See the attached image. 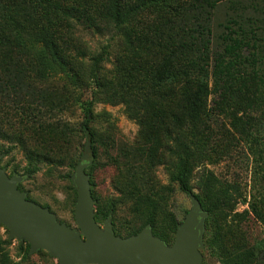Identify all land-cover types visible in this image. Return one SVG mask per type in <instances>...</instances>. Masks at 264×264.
Segmentation results:
<instances>
[{"label":"trees","instance_id":"1","mask_svg":"<svg viewBox=\"0 0 264 264\" xmlns=\"http://www.w3.org/2000/svg\"><path fill=\"white\" fill-rule=\"evenodd\" d=\"M219 5L226 32L211 50L210 19ZM182 10L196 14L182 18ZM80 31L113 40V60L109 46L91 49ZM62 94L64 103L57 98ZM83 94L89 99L81 136L93 156L108 138L88 124H97L94 101L122 105L140 125L142 115L151 114L167 139L169 182L183 193H192L196 167L221 162L232 142L243 145L251 165L247 189L205 168L198 173L193 194L207 212L202 264H264V0H0V137L12 144L3 153L18 148L27 174L65 163L75 168L77 134L55 116ZM208 100L228 121L220 143L208 125ZM120 186L138 224L122 237L149 224L171 244L178 220L164 192ZM91 196L96 223L111 212L120 236L113 199L99 203ZM239 203L247 208L236 212ZM251 218L263 228L259 239L247 227ZM9 244L0 236V264H19Z\"/></svg>","mask_w":264,"mask_h":264},{"label":"rangeland","instance_id":"2","mask_svg":"<svg viewBox=\"0 0 264 264\" xmlns=\"http://www.w3.org/2000/svg\"><path fill=\"white\" fill-rule=\"evenodd\" d=\"M222 4L225 5V2ZM179 14L182 18L190 19L196 12L182 10L179 11ZM152 19L153 17H149L146 18V21ZM226 19V10L219 5L211 16V26L209 24L211 28L209 36L210 45H212L211 50H214L217 45L220 46L219 36L226 32L224 29ZM192 21L191 18L189 22ZM181 22L187 23V21ZM80 34L91 49L109 46L110 55L108 59L113 60L115 46L113 40H108L107 36L99 37L86 31H80ZM107 67H109V64H107ZM57 85L59 86V84H54V86ZM46 88L47 86H43L41 89ZM48 90L51 89H46V91ZM87 97L86 94H83L78 101L67 105L62 111H57L55 116L68 121L71 129L77 134V142L75 143L78 156L77 162L83 154V147L87 140L81 136L82 122L87 107L86 99H89ZM57 98L60 103H64L66 95H58ZM32 100L37 102L34 98ZM90 108L91 113L96 115L97 124L91 122L88 124L108 138L107 141L103 142L102 148L98 150L96 156L92 155L90 148V153H87V155L91 159V163L85 169V172L90 173L88 175L90 181H92L90 189L94 196L98 198L99 203L104 202L106 199H113L115 206L112 220L114 226L120 232V237L124 236L126 229L138 225L130 213L128 201L123 198L120 191L121 183L136 186L143 193L163 191L168 201V211L175 216L178 223H181L191 209V201L187 193L180 192L176 185L169 182L166 171V164L170 159L166 150L167 139L158 129L156 118L151 114L144 113L140 125L124 113L123 106L120 104L110 105L94 101ZM207 109L210 117L208 125L216 134L217 143H220L224 141L225 137L222 133L224 131L223 124L226 125L228 121L216 113L210 100H208ZM107 122L112 126L108 127ZM10 144L0 137V168H3L9 177L18 175L23 178L18 184V188L26 195L28 200L48 208L58 222L70 228H77L73 219L76 192L70 180L74 167L70 169L68 164L65 163L50 173L47 172L45 167H42L34 174H27L24 171L25 159L18 148L3 153ZM244 151L243 145L235 141L230 144L229 152L221 162L196 167L192 171L190 180L192 193H198L195 182L199 171L203 168L212 171L220 179L237 181L241 187L246 185L247 189L250 184L251 165L249 169V162L246 160ZM84 163H87V161H84ZM246 208V203H239L236 205L235 211L241 212ZM98 224L102 228V223ZM246 224L252 239H259L263 236L262 226L254 219H249ZM0 236L2 239H8L7 229L2 225L0 226ZM9 241L8 253L15 263L58 264L57 260L50 257L44 250H38L32 254L27 252L26 257L23 258L24 250H28V242L14 239ZM208 264L216 263L209 261Z\"/></svg>","mask_w":264,"mask_h":264},{"label":"water","instance_id":"3","mask_svg":"<svg viewBox=\"0 0 264 264\" xmlns=\"http://www.w3.org/2000/svg\"><path fill=\"white\" fill-rule=\"evenodd\" d=\"M87 153L88 140L70 176L76 192L73 219L77 228L58 222L48 208L28 200L18 189L23 178L9 177L0 168V225L7 229L9 240H25L28 254L44 250L58 264H202L207 212L193 193H188L191 209L177 224L171 244L155 237L149 224L135 235L120 237L113 232L111 212L102 228L94 219V200L85 172L91 163Z\"/></svg>","mask_w":264,"mask_h":264}]
</instances>
